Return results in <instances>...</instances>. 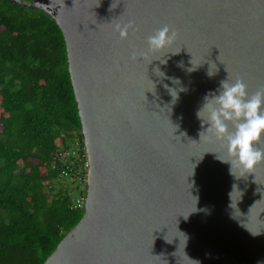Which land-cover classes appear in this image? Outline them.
I'll return each mask as SVG.
<instances>
[{
  "label": "water",
  "instance_id": "water-1",
  "mask_svg": "<svg viewBox=\"0 0 264 264\" xmlns=\"http://www.w3.org/2000/svg\"><path fill=\"white\" fill-rule=\"evenodd\" d=\"M10 1L63 32L89 164L85 215L45 264H264V163L232 171L197 116L223 80L264 87V0ZM165 25L177 39L150 52Z\"/></svg>",
  "mask_w": 264,
  "mask_h": 264
},
{
  "label": "trees",
  "instance_id": "trees-1",
  "mask_svg": "<svg viewBox=\"0 0 264 264\" xmlns=\"http://www.w3.org/2000/svg\"><path fill=\"white\" fill-rule=\"evenodd\" d=\"M87 164L62 30L0 0V264L55 253L85 215Z\"/></svg>",
  "mask_w": 264,
  "mask_h": 264
},
{
  "label": "clouds",
  "instance_id": "clouds-1",
  "mask_svg": "<svg viewBox=\"0 0 264 264\" xmlns=\"http://www.w3.org/2000/svg\"><path fill=\"white\" fill-rule=\"evenodd\" d=\"M133 30L134 22L116 25L122 40L128 39ZM176 39L177 32L165 25L147 37L148 50L163 51ZM220 85L218 95L210 93L205 97V104L197 116L210 125L207 132L225 142L227 152L233 158L230 161L232 171L237 165L245 172H254L264 163V87L250 95L243 79L232 82L228 78ZM204 111L208 113L207 119L201 116Z\"/></svg>",
  "mask_w": 264,
  "mask_h": 264
},
{
  "label": "built area",
  "instance_id": "built-area-1",
  "mask_svg": "<svg viewBox=\"0 0 264 264\" xmlns=\"http://www.w3.org/2000/svg\"><path fill=\"white\" fill-rule=\"evenodd\" d=\"M87 168L89 169V164H87ZM78 177V176H77ZM81 179V178H80ZM85 204V200H78L76 201V205L78 208H82V205Z\"/></svg>",
  "mask_w": 264,
  "mask_h": 264
}]
</instances>
